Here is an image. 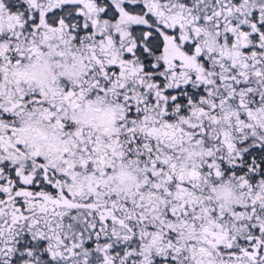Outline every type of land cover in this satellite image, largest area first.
Listing matches in <instances>:
<instances>
[{
    "label": "snow or ice",
    "instance_id": "1",
    "mask_svg": "<svg viewBox=\"0 0 264 264\" xmlns=\"http://www.w3.org/2000/svg\"><path fill=\"white\" fill-rule=\"evenodd\" d=\"M0 264H264V0H0Z\"/></svg>",
    "mask_w": 264,
    "mask_h": 264
}]
</instances>
